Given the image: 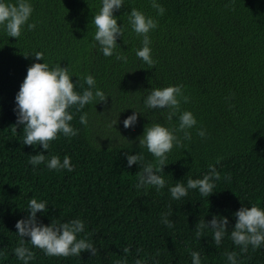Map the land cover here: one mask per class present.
Listing matches in <instances>:
<instances>
[{"label": "trees", "instance_id": "obj_1", "mask_svg": "<svg viewBox=\"0 0 264 264\" xmlns=\"http://www.w3.org/2000/svg\"><path fill=\"white\" fill-rule=\"evenodd\" d=\"M28 2L33 12L27 23H35L34 30L25 25L17 39L0 26V264H24L14 253L21 240L15 225L29 216L33 198L48 208L37 212L38 223L80 219L85 227L77 239H87L98 252L49 257L25 237V246L35 254L29 264H121L125 258L126 264L137 259L142 264H192L193 251L200 253L201 264H229L227 252L237 253L238 264H264V244L256 250L249 245L243 253L230 239L234 213L251 206L264 210V0H156L165 9L162 16L152 0H124L113 13L124 35L117 38L110 57L94 40L92 20L102 0ZM132 8L158 22L149 32L156 61L151 69L136 56L143 37L129 23ZM36 51L44 60L35 59ZM117 55L126 56L127 62ZM44 62L50 68L58 63L68 68L78 94L88 87L84 77L92 75L107 101L115 94L117 101L149 114L139 118L133 133L121 135L99 131L96 113L106 103L89 104L79 112L73 106L68 109L74 117L69 123L79 129L77 136L58 134L48 152L42 145H24L23 125L17 132L12 127L17 122L15 98L28 68ZM177 85L189 97L187 103L181 100L180 111L191 112L197 124L188 130L190 141L183 132L174 133L183 147L174 146L167 154L165 187L145 192L136 187L138 176L142 165L156 158L139 146L138 138L145 126L155 123L178 128L179 113L169 121L168 109H148L144 99L152 89ZM83 112L88 114L87 126L79 122ZM200 129L206 137L197 134ZM41 153L46 162L33 167L31 155ZM125 153L142 154L144 161L129 167ZM53 155L61 162L69 157L74 171L48 169ZM219 157L223 159L217 163ZM209 165L221 176L214 181L213 194L204 197L198 189H189L180 200L171 197V187L202 179ZM227 174L230 180L224 178ZM170 206L172 228L161 222ZM213 216L229 221V233L219 246L210 230L199 239L195 234L196 224L210 222ZM125 247H130L128 254L123 253Z\"/></svg>", "mask_w": 264, "mask_h": 264}, {"label": "clouds", "instance_id": "obj_2", "mask_svg": "<svg viewBox=\"0 0 264 264\" xmlns=\"http://www.w3.org/2000/svg\"><path fill=\"white\" fill-rule=\"evenodd\" d=\"M124 5V0H102V7L98 14L92 20L96 31L94 40L100 47L105 57L114 54L117 48V38L124 35V29L118 25L117 18L113 15ZM151 6L156 9L159 15L165 13L162 5L152 0ZM33 12L32 5L28 0H16V3H5L0 0V26H2L8 37L19 38L22 29L27 25V30L32 31L36 28L35 23H27ZM132 30L138 37H143V47L136 51V56L142 60L149 69L153 68L156 61L152 58L149 38V32L158 27V22L151 17H146L141 11L132 8L128 15ZM27 57V55H25ZM36 60H44L42 52L34 53ZM117 60L127 62V57L117 55ZM68 74V68H62L56 64L50 68L47 63H34L27 70V75L20 86L16 95V114L17 122L13 125V131L17 132V127L23 125L24 140L23 144L42 145L48 152L50 142L57 139L58 134L62 133L65 137H75L79 134V129H75L69 123L73 120V114L68 109L75 106L79 112L89 104L107 102L105 93L98 89L96 80L92 75L84 77V83L88 85L82 94L74 91V84ZM78 82V81H77ZM84 88V84L80 85ZM95 89V91H93ZM181 100L184 103L189 101V97L184 96L182 86H168L165 88L152 89L144 99L145 107L148 109H168L167 119L171 121L179 113V126L176 129L169 130L159 123L145 126L144 135L139 137V146L146 147L148 152L155 158V163L149 162L142 165V172L138 176L137 189H144L154 186L159 192L165 187L166 181L163 178V168L167 165V154L174 146L183 147L181 139L174 133L183 132L184 139L191 140V133L188 131L193 128L197 121L194 115L189 111H180ZM138 112H134L124 121V127H135L138 118ZM79 122L87 126L88 114L83 112L79 117ZM117 123L114 122L113 125ZM197 134L204 138L206 132L203 129L198 130ZM128 166L140 164L144 161L142 154L129 155L125 153ZM222 157L217 158L220 163ZM46 162V155H31L29 163L35 167ZM47 168L50 170L67 169L74 171L70 158L65 156L61 162L58 156H51L47 161ZM225 179L230 180V174ZM221 179L215 165H209V173L202 179H188L187 186L177 183L169 189L171 197L174 200H180L188 195L189 189H198L204 197H209L214 193L215 183ZM46 202H38L35 198L28 204L30 213L26 219L17 221L15 227L17 234L21 237L20 246L14 249L16 257L29 264V261L35 259L33 251L25 246V237H30V244L37 249L42 250L49 257H69L80 256L82 252L88 251L92 256L97 255L98 249L87 239H77V234L84 231V222L80 219H73L70 222L52 221L50 226L38 223L36 219L37 212H47ZM172 209L162 215V223L169 228L174 226L169 220L172 215ZM236 223L234 229L230 232V239L236 246L241 248L243 253H247L249 245L253 250L260 248L264 244V210L257 206L242 207L236 213ZM229 221L226 217L213 216L210 222L199 221L195 227L197 239L201 238L204 230L208 229L213 234V240L219 246L228 234ZM142 249H137V253ZM130 247H125L123 253L128 254ZM157 255L159 253L157 252ZM229 264H238L237 253H225ZM192 264H201V256L197 251L191 253ZM121 264H126V258ZM135 264H142L140 259ZM159 264V261H156Z\"/></svg>", "mask_w": 264, "mask_h": 264}, {"label": "rangeland", "instance_id": "obj_3", "mask_svg": "<svg viewBox=\"0 0 264 264\" xmlns=\"http://www.w3.org/2000/svg\"><path fill=\"white\" fill-rule=\"evenodd\" d=\"M116 92V90H115ZM116 96L111 95V98L109 101L106 102L104 107L101 105L99 110L96 114L97 121L99 123V131L100 132H118L121 135H126L134 132V129H137V125L135 127L125 128L123 125V121L130 115H132L134 112H138V118L137 123L140 124L139 118H143L144 116H147L149 114V111L143 110L139 107H132L130 105H127V102H120L116 100ZM117 123L115 125L114 122Z\"/></svg>", "mask_w": 264, "mask_h": 264}]
</instances>
